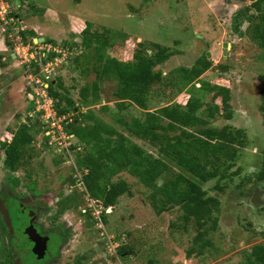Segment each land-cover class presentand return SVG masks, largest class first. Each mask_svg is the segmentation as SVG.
Here are the masks:
<instances>
[{
	"label": "rangeland",
	"instance_id": "1",
	"mask_svg": "<svg viewBox=\"0 0 264 264\" xmlns=\"http://www.w3.org/2000/svg\"><path fill=\"white\" fill-rule=\"evenodd\" d=\"M8 1L13 3L12 16H20L26 29L30 27L36 35L44 36L62 48L76 41L87 43L94 34L106 39L103 54L107 57L129 60L138 44L149 54L155 51L156 43L166 48L167 59L154 68L159 76L151 87L146 109L127 101L122 107L116 106L112 95L115 83L108 78L99 86V100L80 109L81 113L90 110L149 153L157 155V147L133 136L126 130L124 122L129 124L134 118L143 119L147 111L176 102L184 103L187 99L203 103L198 114L204 118L211 115L212 125H230L243 129L246 134V145L231 169L239 168L240 173L232 180H221L220 185L226 184L222 191L214 189L215 179L202 184L209 195L218 197L220 207L217 228L206 234L212 244L201 253L186 255L198 231L194 222L184 229L178 208L157 213L151 204L149 184L139 183L126 172L114 176L113 179H124L130 185V192L120 195L105 216L104 229L117 249L118 259L115 260L101 230L89 214L81 212L87 196L78 197L79 204L75 199L77 193L85 190V185L76 184L79 176L72 165L64 159L58 160L55 149H60L59 138L54 140L57 131L49 128L54 143L46 147L36 125L29 127L30 132L35 133L32 147L22 146L20 157L15 158L14 171L18 175L20 194L33 195L35 199H30L31 203L40 206L39 221L45 227L68 232L57 263L247 264L245 254L250 247L264 241V181L254 180L264 148L263 116L259 111L260 90L264 85V46L259 43L264 40L261 34V40L259 37L257 42L255 40L256 24L264 28V22L253 7L257 0ZM86 23L89 30L81 34ZM93 41L88 49L84 46L78 63L74 59L59 63L58 58L52 65V79L60 77L72 99H78L81 87L96 78ZM205 56L209 66L198 78L186 82L182 68L193 67ZM33 65L38 68L37 63ZM1 68L4 71L0 73V99L7 101L5 106L0 105V131L2 137L5 133L11 134L8 136L11 141L19 127L15 119L27 120L25 109L30 105L27 96L30 89L17 60L7 58ZM220 85L229 90L226 100L220 96L212 98L215 87ZM102 105L108 107L106 111L99 109ZM214 106H217L216 111ZM72 115L67 114L71 120ZM65 141L72 144L76 140L72 137ZM4 145L9 144L5 142L2 147ZM75 166L79 168L77 163ZM176 170L167 164L151 182L160 184L173 178ZM80 176L82 179L83 172ZM66 193L73 196L64 199L68 196ZM210 225L211 221H208L206 227L210 228ZM122 244L131 253L120 256L118 247Z\"/></svg>",
	"mask_w": 264,
	"mask_h": 264
},
{
	"label": "trees",
	"instance_id": "2",
	"mask_svg": "<svg viewBox=\"0 0 264 264\" xmlns=\"http://www.w3.org/2000/svg\"><path fill=\"white\" fill-rule=\"evenodd\" d=\"M253 7L264 22V0L255 1ZM10 15L12 16V13ZM88 30L89 24L86 23L80 33H86ZM33 33L26 28L20 32L23 41L30 44H32L30 36ZM255 34L256 42L260 34L264 40L262 26L256 24ZM4 38L5 44L11 47L5 34ZM93 39L95 43L93 71L96 78L81 87L78 99H72L70 90L64 86L60 77L47 79V93L53 99L56 117L62 118L61 125L64 132L67 135H73L76 140L75 143L69 145V151L78 169L83 172L82 182L85 185V190L76 194L77 203L79 204L78 197L82 195L83 199L85 193H88L90 198L98 202L102 210V220L104 223L107 222L105 216L115 206L117 198L130 192V185L126 180L113 179L117 174L126 172L139 183L151 186V204L157 213L176 207L180 211L178 216L182 220L184 229H187L190 222L195 223L198 231L186 255L201 253L205 247L212 244L206 234L210 229L217 228L220 207L218 197L209 195L202 184L215 179L214 189L222 191L226 184L220 185V181L232 180L234 175L240 173L239 168L231 169L241 149L246 145L245 131L230 125L221 127L212 125L211 115L204 118L198 114L203 103L187 99L184 103L176 102L161 106L154 111H147L143 119L134 118L129 124L123 121L124 125H127L126 130L130 131L133 136L157 147V155H153L120 130L99 119L90 110L81 113V108H88L99 100V86L105 78L114 80L115 88L112 95L115 97L116 106L122 107L127 101L146 109L151 87L159 76L154 68L168 57L166 48L157 43L153 46L155 51L152 54L144 52L138 44L129 60L116 56L107 57L103 54V49L107 45L106 39L94 34V38H90L87 43L76 41L71 45H65L70 51L66 62L74 59L78 63L83 49L85 47L88 49ZM259 39L261 40L260 37ZM44 42H49V40L45 38ZM50 42L55 45L54 42ZM259 44L261 47L264 46L263 42ZM58 47L62 48V46ZM4 56L0 53V66L5 64ZM53 56H58V54L53 52L49 58ZM208 66L209 61L205 56L203 59H198L193 67L182 68L184 80L186 82L195 80ZM85 68L88 67L85 66ZM215 88L213 99L218 96L224 100L228 99L230 94L227 87L220 85ZM260 93L259 111L263 116L264 127V85ZM33 107L34 103L30 102L25 109L26 112ZM107 108L106 105L99 107L102 111H106ZM213 110L216 111L217 106H214ZM67 114H73L72 120ZM90 119L91 123L88 122ZM26 122L28 124L23 123L16 129L7 149V157L4 159L7 168L15 169V158L20 157L23 145L32 147L35 133L30 132L29 124H35L36 129L41 130L43 144L49 147L47 142L49 136H46L44 129L41 128L43 122L39 120V113L35 117H27ZM57 158L59 161L65 160L64 150L58 154ZM167 164L178 169L174 177L160 184L151 182ZM254 176L255 181H264V148ZM241 185H243L242 182L239 186ZM69 192L71 193V190ZM70 193H66L68 196L64 199H70L73 196ZM79 207L81 208L82 205ZM208 221H211L210 228L206 227ZM128 253L131 251L126 248V245L122 244L118 247L120 256ZM245 257L247 264H264V241L253 244Z\"/></svg>",
	"mask_w": 264,
	"mask_h": 264
},
{
	"label": "flooded vegetation",
	"instance_id": "3",
	"mask_svg": "<svg viewBox=\"0 0 264 264\" xmlns=\"http://www.w3.org/2000/svg\"><path fill=\"white\" fill-rule=\"evenodd\" d=\"M0 100V105L5 106L7 100L5 98ZM26 121L15 119V123L18 122L17 126L27 123ZM1 122L0 115V130ZM34 125L29 124V127ZM1 133L2 131H0V157H2L0 161V264H58L61 248L67 239L68 232L65 229L54 230L45 227L44 223L38 219L40 206L30 201L35 199L34 196L20 194L17 173L4 164L5 151L12 141L8 140L11 134L5 133V137H2ZM5 142L9 144L4 145L6 148L2 147ZM7 171H11V174Z\"/></svg>",
	"mask_w": 264,
	"mask_h": 264
},
{
	"label": "built area",
	"instance_id": "4",
	"mask_svg": "<svg viewBox=\"0 0 264 264\" xmlns=\"http://www.w3.org/2000/svg\"><path fill=\"white\" fill-rule=\"evenodd\" d=\"M11 11V3L8 0H0V30L6 35L11 44V48L9 49L10 56L19 60V63L22 65L24 72L23 76L30 89L27 96H29V102L34 103V107L26 112L25 117H35L36 114L39 113V119L43 122L41 128L44 129V134L49 136L47 142L50 146L54 141L51 140L49 128L57 131V137L54 140L59 138L58 143L60 144V149H55V151L59 154L64 150L65 163L72 165L73 169L76 170L79 176L76 179V184L84 186L80 176L81 171H77L78 168L75 166L76 163L69 151V145L71 143L65 141L66 139H71L73 135H67L64 132L61 125L62 118L56 117L53 99L47 93V79H50L53 76V63L55 60L58 61V58L60 59V61H58L59 63L61 61H63L62 63L66 62L67 54H70V51L68 50V47L61 48L50 42L25 43L20 34V32L25 29L24 23L18 18L11 16ZM53 52L57 53L58 56L49 58ZM47 58L49 59L47 60ZM43 59H46V61H43ZM33 63H37L38 68H35ZM52 148L54 149V146ZM85 197L86 204L81 209V212L90 215L91 219H93L95 224L101 230L102 237L106 239L110 255L113 259H118L116 245H114L115 242L110 239L104 229L101 207L98 202L90 198L87 193H85ZM117 263L120 264L119 261Z\"/></svg>",
	"mask_w": 264,
	"mask_h": 264
},
{
	"label": "crops",
	"instance_id": "5",
	"mask_svg": "<svg viewBox=\"0 0 264 264\" xmlns=\"http://www.w3.org/2000/svg\"><path fill=\"white\" fill-rule=\"evenodd\" d=\"M12 4V6H13V3H11ZM15 18H18V19H21L22 20V18H20V16H18V15H13ZM23 21V20H22ZM24 22V21H23ZM27 30H29V31H32V29L29 27V28H27ZM33 32V31H32ZM0 33H1V31H0ZM2 37V38H1ZM37 37H39V35H36L35 33H33L31 36H30V38L32 39V43H34V40H35V38H37ZM44 37V36H43ZM44 40H45V37H44ZM6 46V47H5ZM11 48V47H10ZM9 48V49H10ZM9 49H7V45L5 44V41H4V36H3V34H2V36H1V34H0V53L1 54H4L5 55V51L8 53L7 55H5L4 57H3V60L4 59H7V58H10V59H12V60H17V59H14V58H12V56H10V53H9ZM2 52H4V53H2ZM18 62H19V60H17ZM20 64V63H19ZM21 65V64H20ZM22 66V65H21ZM4 70L1 68V66H0V73L1 72H3ZM38 131H40L39 129H38ZM40 134H41V132H40Z\"/></svg>",
	"mask_w": 264,
	"mask_h": 264
},
{
	"label": "water",
	"instance_id": "6",
	"mask_svg": "<svg viewBox=\"0 0 264 264\" xmlns=\"http://www.w3.org/2000/svg\"><path fill=\"white\" fill-rule=\"evenodd\" d=\"M230 1H233V0H230ZM43 41H44V37L39 36V37L35 38L34 43H39V42H43Z\"/></svg>",
	"mask_w": 264,
	"mask_h": 264
},
{
	"label": "clouds",
	"instance_id": "7",
	"mask_svg": "<svg viewBox=\"0 0 264 264\" xmlns=\"http://www.w3.org/2000/svg\"><path fill=\"white\" fill-rule=\"evenodd\" d=\"M45 41V40H44ZM40 43V42H39Z\"/></svg>",
	"mask_w": 264,
	"mask_h": 264
}]
</instances>
